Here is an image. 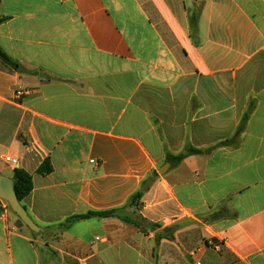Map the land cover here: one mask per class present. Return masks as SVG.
Instances as JSON below:
<instances>
[{
    "label": "crops",
    "instance_id": "0c3cea01",
    "mask_svg": "<svg viewBox=\"0 0 264 264\" xmlns=\"http://www.w3.org/2000/svg\"><path fill=\"white\" fill-rule=\"evenodd\" d=\"M0 51V173L42 229L0 200V264H264V0H0ZM144 183L141 226H64Z\"/></svg>",
    "mask_w": 264,
    "mask_h": 264
},
{
    "label": "trees",
    "instance_id": "16d2710c",
    "mask_svg": "<svg viewBox=\"0 0 264 264\" xmlns=\"http://www.w3.org/2000/svg\"><path fill=\"white\" fill-rule=\"evenodd\" d=\"M198 21H199V12L193 13V15L190 18V27L192 31V37L194 38V40H197ZM0 59L4 61L6 64H9L11 66H16V64L12 60H10L7 56H5L4 53L1 51H0ZM199 153L200 151L191 149L184 154L178 155L176 157H171L170 161L173 165H177L181 163L185 158ZM52 172H53V166L51 164L50 159H47L38 170V173L43 176L49 175ZM156 177L157 174L153 176L154 179ZM12 179L15 184V190L18 199L22 203V201L26 197H28L33 190L32 176L22 169H16ZM149 188H150V184L147 183L142 184L140 190L136 192L130 198L128 203L122 208L109 210V211H102V212H89L85 215L74 216L69 218L64 226L70 227L71 224L75 222L85 221L93 218H100V219L118 218L127 224L141 226L143 223H145V220L140 218V216L137 214V208L139 207L141 198L143 197L144 193L148 191ZM20 222L22 221L20 220ZM151 227H156V226L151 225Z\"/></svg>",
    "mask_w": 264,
    "mask_h": 264
},
{
    "label": "water",
    "instance_id": "95a60500",
    "mask_svg": "<svg viewBox=\"0 0 264 264\" xmlns=\"http://www.w3.org/2000/svg\"><path fill=\"white\" fill-rule=\"evenodd\" d=\"M171 166V164H168ZM163 172L160 171V174ZM0 200L6 202L12 212L23 222V224L34 233H41L42 229L28 215L26 209L18 199L15 184L12 178L0 173Z\"/></svg>",
    "mask_w": 264,
    "mask_h": 264
},
{
    "label": "built area",
    "instance_id": "2783aa9c",
    "mask_svg": "<svg viewBox=\"0 0 264 264\" xmlns=\"http://www.w3.org/2000/svg\"><path fill=\"white\" fill-rule=\"evenodd\" d=\"M16 95H17L18 97H21V96L23 95V92H22V91L17 92ZM6 160H7L8 162H11L13 165H15V164L17 163L16 160H11V159H9V158H7Z\"/></svg>",
    "mask_w": 264,
    "mask_h": 264
},
{
    "label": "rangeland",
    "instance_id": "374dc122",
    "mask_svg": "<svg viewBox=\"0 0 264 264\" xmlns=\"http://www.w3.org/2000/svg\"><path fill=\"white\" fill-rule=\"evenodd\" d=\"M4 176H6V175H4ZM6 177H8V176H6ZM4 202V201H3ZM6 203V202H5ZM7 204V203H6ZM8 205V204H7ZM9 206V205H8ZM10 208V207H9Z\"/></svg>",
    "mask_w": 264,
    "mask_h": 264
}]
</instances>
